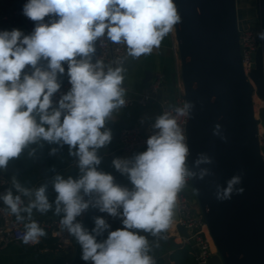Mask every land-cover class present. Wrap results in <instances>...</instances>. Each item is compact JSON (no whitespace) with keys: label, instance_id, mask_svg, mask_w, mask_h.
I'll return each instance as SVG.
<instances>
[{"label":"clouds","instance_id":"obj_1","mask_svg":"<svg viewBox=\"0 0 264 264\" xmlns=\"http://www.w3.org/2000/svg\"><path fill=\"white\" fill-rule=\"evenodd\" d=\"M22 14L36 22L31 34L19 28L0 31V170L7 169L9 161L19 158L30 145L45 141L68 145L69 154L78 158L80 175L53 178L55 207L49 201L47 184L29 188L15 176L0 201L23 223L24 244L38 243L47 235L32 218L33 211L42 215L53 211L56 216L63 214L60 228L80 245L83 261L155 264L149 241L140 231L155 236L168 230L178 193L190 178L198 175L202 180L210 174L208 169L197 174L186 163L189 147L177 118L189 116L194 105L176 107L175 116L163 112L145 151L130 160L113 159L114 168L127 175L133 188L117 185L111 174L98 171L97 166L99 150L112 140L106 121L126 104L125 69L105 70L103 59L93 63L92 55L95 42L105 36L113 44L126 45L127 55L133 58L150 54L181 23L174 0H27ZM46 17L48 22H44ZM258 37L264 40V32ZM41 61L46 62V70ZM63 62L71 88L53 107L52 97L61 88L58 75L65 73ZM221 131L216 124L213 135L226 141ZM56 151L52 149L51 154ZM34 153L32 149L29 155ZM195 163L210 164L212 159L201 154ZM241 183L242 175L232 176L226 187L217 185L216 198L223 201L233 193L242 194L244 189L236 187ZM90 206L120 218L123 227L109 231V223L95 217L90 233L77 221ZM106 231L107 238L98 240Z\"/></svg>","mask_w":264,"mask_h":264},{"label":"water","instance_id":"obj_2","mask_svg":"<svg viewBox=\"0 0 264 264\" xmlns=\"http://www.w3.org/2000/svg\"><path fill=\"white\" fill-rule=\"evenodd\" d=\"M174 3L181 16V23L174 26L180 71L171 73V82L176 87L180 77L186 103L194 105L187 122L186 163L197 174L201 169L210 172L202 180L198 175L190 178L178 195L189 190L206 221L216 249L208 264H264V154L260 141L264 44L253 53L246 71L237 0ZM216 124L221 125L226 141L213 135ZM201 154L209 156L212 163L197 166ZM237 174L242 175V183L236 187L244 192L218 200L217 185L226 187ZM179 217L176 201L173 221ZM178 229L188 235L183 225L178 224Z\"/></svg>","mask_w":264,"mask_h":264},{"label":"crops","instance_id":"obj_3","mask_svg":"<svg viewBox=\"0 0 264 264\" xmlns=\"http://www.w3.org/2000/svg\"><path fill=\"white\" fill-rule=\"evenodd\" d=\"M237 7L240 30L250 28L257 33L264 32V0H237ZM0 17L2 16L0 15ZM171 43L172 35L170 32L163 38L159 47L153 48L150 54L144 55L137 63L133 64L136 58L127 55L126 63L120 66L125 69L123 84L126 90L125 98L131 94L146 92L149 82L157 72H162L166 78L169 77V85L173 87L171 73L176 71L179 61L173 54ZM262 44H264V40H262ZM95 48L96 51L92 55L93 63L98 60L96 42ZM64 63L66 65V62ZM41 67L46 70V62L43 61ZM66 76V70L63 75H58V81L61 86L64 84ZM161 114V107L155 101L146 106H123L116 110L113 113V117L106 121L105 127L111 130L112 140L106 147L99 150L98 155L101 157V163L97 166V170L111 174L114 177L115 184L132 189L133 185L127 175H122L116 170L112 161L115 158L133 159L135 155L145 151V149L137 150L131 154L126 153L120 145V133L123 128L138 124L146 130L148 124L156 121ZM54 148L57 151L55 154H51ZM32 149H35V153L30 156L29 152ZM77 164L78 158L69 154L68 145L60 146L40 141L38 144L30 145L29 148L25 149L19 158L10 160L7 169L2 171L10 179L9 188H11L13 176L29 188L47 184L49 201L53 202V207H55L54 201L57 194L52 186L53 178L57 174L65 179L68 177L77 178L80 175ZM13 191L15 190L13 189ZM25 203H27V198H25ZM61 216L54 215L53 211L42 215L34 210L32 218L39 217L52 220L60 219ZM108 223L112 231L123 227L121 224L119 227L117 218L112 216H110ZM139 234L144 235L148 239L149 247L151 251H154V253L150 251V254L157 259L168 261V264H175L171 256L179 248L176 245L180 240L179 238L167 239L162 236L148 235L142 231ZM48 236L43 237L37 245L16 242L0 249V264H78L76 257L79 244L74 237V247L69 250H62L58 248L56 239L50 235ZM191 248L192 255L197 262V251L195 248Z\"/></svg>","mask_w":264,"mask_h":264},{"label":"built area","instance_id":"obj_4","mask_svg":"<svg viewBox=\"0 0 264 264\" xmlns=\"http://www.w3.org/2000/svg\"><path fill=\"white\" fill-rule=\"evenodd\" d=\"M3 30L4 29H0V31ZM171 35V49L173 51V54L179 61L178 44L175 37L174 28L171 31ZM240 41L243 63L246 71H249L252 63V55L262 44V40L259 39L257 32L250 28H247L240 30ZM96 46L98 49V59H103L105 63V70H107L108 67H120L121 65H124L126 63L127 50L126 45H124L123 43L113 44L105 36L96 41ZM176 71H178V67ZM27 72L30 73L31 69ZM165 79L166 77L162 72L155 73L148 84V90L144 93H135L126 97L125 107L134 105L146 106L155 101L161 107L162 113L167 111L175 116V108L182 107L186 103L183 84L180 77H178L177 86L175 87L176 94L174 98H171L168 94L165 93ZM70 88L71 85L68 79L67 83L53 95L52 100L54 107L57 106L61 96L63 94H66L70 90ZM160 92L161 96H158ZM262 105L264 106V100L261 102V106ZM257 111H259V109ZM177 119L181 127L184 129L187 142L186 131L188 116L178 117ZM154 124L155 121L148 124L146 130H144L139 124L123 128L119 137L121 148L128 154H131L140 149L146 150L147 139L158 131L153 127ZM260 141L264 154V124H262L260 127ZM9 184L10 179L2 170H0V189ZM5 191L6 190H0V194L4 193ZM85 199H90V197L86 196ZM192 200L193 196H189L187 192H185V190L180 193L177 196V204L180 214L179 220H172V223L168 230L164 231L163 233L161 232L155 236H162L167 239H173L175 237L179 238L180 240L177 243L179 244V248L190 245L197 251V263L208 264L209 259L214 254H216V249L209 234L206 221L197 205ZM91 207L92 206H90L84 213H82L81 216L77 217V221L82 223V225H84V221ZM33 219L36 220L39 223L40 227H42L51 237H54L56 239V243L59 249L69 250L74 247L73 237L70 236L67 231L61 230L59 219L47 220L39 217ZM118 224L119 227L120 224L122 225L121 219L118 220ZM178 224L183 225L188 230V235H184L179 231ZM23 233V223L18 222L16 220V217L12 215L3 204V201H0V249L7 247L11 243L23 242ZM42 238H40L39 242L42 240ZM39 242L32 243L31 245H37L39 244ZM149 255L153 257L156 263L157 258L150 253Z\"/></svg>","mask_w":264,"mask_h":264},{"label":"trees","instance_id":"obj_5","mask_svg":"<svg viewBox=\"0 0 264 264\" xmlns=\"http://www.w3.org/2000/svg\"><path fill=\"white\" fill-rule=\"evenodd\" d=\"M26 2L27 0H0V15L2 16L0 18V29L10 31L13 28H19L25 35L31 34V32L34 30L36 22L31 21L22 14V7ZM49 19H50L49 17H46L44 22H48ZM42 62L43 61L40 62V66ZM64 68L66 70V75H67V65H65V63H64ZM29 70L30 68L25 69V71H29ZM68 79L69 77L66 76L65 82L61 87H63L67 83ZM119 211H122V209H120ZM95 217H103L108 222L110 215L107 213L100 212L99 209L96 207H91L83 225V227L86 228L90 233L92 232V229L95 227V223H94ZM119 219L120 218H117V220ZM109 231H112V229H109ZM163 232L164 231H162V233ZM146 234L152 235L150 232ZM48 235L49 234L47 233L46 237H49ZM107 235L108 232L106 231L102 236L98 237V240L106 239ZM171 259L175 262V264H197V262L194 259V256L192 255V248L190 245H186L182 248H178L177 251L174 254H172ZM76 262L78 264H91L90 261L85 262L81 259L80 245L77 251ZM156 264H168V261L166 262L164 259H157Z\"/></svg>","mask_w":264,"mask_h":264},{"label":"rangeland","instance_id":"obj_6","mask_svg":"<svg viewBox=\"0 0 264 264\" xmlns=\"http://www.w3.org/2000/svg\"><path fill=\"white\" fill-rule=\"evenodd\" d=\"M178 71H180V60H179V64H178ZM169 80H170L169 77H167L165 79V93L168 94L171 98H174V96L176 94V89H175V87H172L169 85ZM166 85H168V86H166ZM185 192H187V194L189 196H192V193L189 190L186 189ZM151 252L154 253L153 250Z\"/></svg>","mask_w":264,"mask_h":264}]
</instances>
